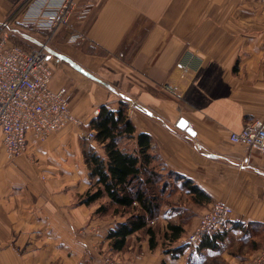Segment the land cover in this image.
<instances>
[{"label": "crops", "instance_id": "0c3cea01", "mask_svg": "<svg viewBox=\"0 0 264 264\" xmlns=\"http://www.w3.org/2000/svg\"><path fill=\"white\" fill-rule=\"evenodd\" d=\"M24 1L0 0V23ZM75 1L70 22L84 41L70 44L61 30L48 47L50 85L65 93L75 122L46 141L32 140L15 159L7 158L0 134V264H247L264 247V153L230 135L264 122V0ZM15 34L38 45L45 39L22 27ZM121 102L138 134L151 136L157 166L174 174L159 218L164 230L172 223L191 233L214 202L233 209L217 248L189 246L172 259L132 239L127 251L112 252L107 236L120 219L96 213L107 199L79 203L95 182L82 143L102 153L87 139L95 132L90 123L102 106L116 110ZM182 119L194 136L178 128ZM121 146L136 148L134 141ZM185 180L211 205L193 203ZM140 245L148 255L137 260Z\"/></svg>", "mask_w": 264, "mask_h": 264}, {"label": "built area", "instance_id": "2783aa9c", "mask_svg": "<svg viewBox=\"0 0 264 264\" xmlns=\"http://www.w3.org/2000/svg\"><path fill=\"white\" fill-rule=\"evenodd\" d=\"M38 3V11L32 13ZM75 9V0H25L0 23V134L8 159L25 155L32 140L46 141L75 122L65 93L50 88L53 71L48 49L61 30L69 33L70 44L84 41V35L70 22ZM19 27L45 36L43 43L31 50L15 44L11 36ZM185 67L179 64V68ZM165 88L176 94L171 83ZM95 134L89 132L87 139L95 140ZM230 140L264 153V122L248 123L241 132L232 133ZM233 215L229 205L214 202L199 218L196 229L179 244L197 246L203 236L225 231ZM247 264H264V247Z\"/></svg>", "mask_w": 264, "mask_h": 264}, {"label": "trees", "instance_id": "16d2710c", "mask_svg": "<svg viewBox=\"0 0 264 264\" xmlns=\"http://www.w3.org/2000/svg\"><path fill=\"white\" fill-rule=\"evenodd\" d=\"M20 39H23L22 42L14 43L26 50L33 49L21 44L25 43V39ZM89 128L95 131L94 141L102 146V153L88 141L82 143L89 178L95 182L80 196L79 203L91 206L107 199L96 213L102 217L120 218L107 236L110 250L125 252L134 239L136 242L146 240L151 251L161 247L169 255H182L190 246L179 244L181 239L186 238L183 225L169 223L164 230L159 222L171 195L170 179L174 174L168 173L170 176L166 177L159 170L156 156L152 153L151 136L138 134L128 116V105L123 102L116 110L108 105L102 106ZM123 141H134L136 148H123ZM183 186L193 203L211 205L210 196L191 181L185 180ZM226 235L227 232L223 231L203 236L197 249H215Z\"/></svg>", "mask_w": 264, "mask_h": 264}, {"label": "rangeland", "instance_id": "374dc122", "mask_svg": "<svg viewBox=\"0 0 264 264\" xmlns=\"http://www.w3.org/2000/svg\"><path fill=\"white\" fill-rule=\"evenodd\" d=\"M11 38H12V41L13 42H15V41H21V40H23V39H20V40H18L20 37L17 35V34H15V33H12V36H11ZM35 38H38V37H35ZM38 39H40V38H38ZM25 41V43H21V44H23V45H25V46H30V47H33V48H36L37 46H39L38 45V42L35 40V39H32V40H24ZM22 42V41H21ZM18 44V43H17ZM50 88H51V90L52 91H55V90H53V88L50 86ZM159 168V170L162 172V174H164V175H166V177L167 176H170L167 172H165L164 170H161V168L160 167H158ZM183 194V193H182ZM178 195V197H179V195H180V193L179 192H177L176 193V195L175 196H177ZM183 202H182V204H185V202H186V200L188 199L187 198V196H185V195H183ZM177 199V198H176ZM169 203H171V204H173L171 201L169 202ZM186 206H192V203H190L189 201L187 202V205ZM192 210V209H191ZM108 217V216H107ZM115 219H120V218H115ZM161 224V223H160ZM162 226V225H161ZM163 228V227H162ZM193 232V231H192ZM191 232V233H192ZM190 232H187L186 233V235H185V237H188L190 234H191ZM161 242V241H160ZM191 246H195V245H190V247ZM189 247V248H190ZM164 249L165 248H159L158 249V252H159V254H162V253H164V254H167L165 251H164ZM187 249L188 248H186L185 249V251H184V253L187 251ZM135 252H137L138 253V255H137V257L135 258V259H137V260H142L143 258H145V257H147V252H145L144 251V249L142 248V245H140V246H136V250H135ZM182 254V255H185V254ZM179 256L180 255H177V254H174L173 256L172 255H170V257L172 258V259H179ZM191 255H189L188 254V259H191V257H190ZM186 258V257H185ZM110 259L112 260V259H114L112 256H110ZM185 261V260H184ZM125 262V261H124ZM183 263V262H182ZM193 264H195V263H193ZM197 264H199L198 262H197Z\"/></svg>", "mask_w": 264, "mask_h": 264}, {"label": "water", "instance_id": "95a60500", "mask_svg": "<svg viewBox=\"0 0 264 264\" xmlns=\"http://www.w3.org/2000/svg\"><path fill=\"white\" fill-rule=\"evenodd\" d=\"M178 128L183 131H186L191 136L195 135L194 131L188 126V122L185 121L184 119L179 121Z\"/></svg>", "mask_w": 264, "mask_h": 264}]
</instances>
